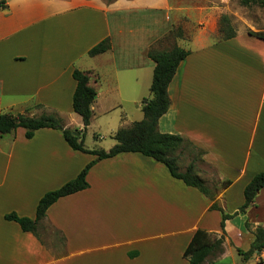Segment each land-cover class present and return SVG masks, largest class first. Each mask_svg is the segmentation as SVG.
Returning <instances> with one entry per match:
<instances>
[{
  "label": "crops",
  "instance_id": "obj_1",
  "mask_svg": "<svg viewBox=\"0 0 264 264\" xmlns=\"http://www.w3.org/2000/svg\"><path fill=\"white\" fill-rule=\"evenodd\" d=\"M1 1L0 113H72V72L78 69L88 73L96 91L92 119L120 111L115 127H129L143 118L142 100L150 98L155 63L148 51L174 45L187 50L168 86L170 105L157 130L181 136L186 146L179 154L189 150L190 162L214 172V202L234 215L224 223L223 253L205 264H264L258 254L245 259L238 252H246L255 229L264 228V219L254 215L264 214V188L240 211L245 186L264 172V39L249 34L264 33V27L248 24L250 30L239 28L233 38H217L218 8L195 11L173 0ZM175 28L181 36L173 40ZM105 38L110 49L89 56ZM4 136L0 264H189L183 251L195 230L222 234L221 213L210 209L212 201L173 178L163 164L123 153L97 161L87 172L88 188L46 210L38 239L4 216L34 218L38 200L96 156L72 150L56 129H39L29 139L23 128ZM225 180L230 184L223 187ZM46 226L59 235L52 247L40 235Z\"/></svg>",
  "mask_w": 264,
  "mask_h": 264
},
{
  "label": "trees",
  "instance_id": "obj_2",
  "mask_svg": "<svg viewBox=\"0 0 264 264\" xmlns=\"http://www.w3.org/2000/svg\"><path fill=\"white\" fill-rule=\"evenodd\" d=\"M3 3L4 1H0V7ZM239 4L243 7L257 5L264 8V0H239ZM219 32L223 34L225 40L235 36V30L231 27L229 19L225 15L220 17ZM174 33L173 30L170 35H174ZM249 34L264 39V33L249 31ZM109 49L110 40L105 38L93 46L88 51V55L96 56L105 53ZM188 54L187 50L177 45L165 50L151 48L148 51V57L155 63V67L149 88L150 98L142 100L143 118L140 121L133 122L129 127L119 128L113 134L116 143L109 150H92L84 146L83 138L93 117L92 104L96 98L95 89L88 84L89 76L87 72L78 69H74L72 72V77L76 82L72 95V111L80 116L83 125L82 130L65 128L62 120L52 114L29 116L10 112L0 113V137L11 134L18 128L25 130V137L28 139L39 129H56L61 131L64 140L72 150L96 156V159L86 164L75 178L53 191L46 192L38 200L34 218L20 217L14 212L6 214L4 218L16 222L23 232L32 233L39 239L37 233L38 223L45 217L46 210L59 198L88 188L86 175L97 161L123 153H138L163 164L173 178L182 181L186 186L196 188L213 202L210 209L218 210L221 213L220 228L222 234L218 236L205 229L198 228L184 249L183 257L188 260L189 264H205L208 260L222 254L224 251V223L234 215L224 213L214 202L215 192L205 184L196 172L194 160L185 167L184 171L180 169L178 151L186 146L184 139L179 135L160 133L157 130L158 120L168 111L170 105L168 86L179 64ZM229 184L230 182L227 180L222 182L223 187ZM262 188H264V172L256 174L245 186L243 190L244 203L240 207V211H244L253 203ZM253 235L254 238L250 248L246 252L238 250L245 259L264 251V228H256Z\"/></svg>",
  "mask_w": 264,
  "mask_h": 264
},
{
  "label": "rangeland",
  "instance_id": "obj_3",
  "mask_svg": "<svg viewBox=\"0 0 264 264\" xmlns=\"http://www.w3.org/2000/svg\"><path fill=\"white\" fill-rule=\"evenodd\" d=\"M89 1H93V0H89ZM96 1H100L101 3L104 4H109L112 3L114 0H96ZM173 2L187 4L191 6L194 5L195 11H197L198 9L197 7L206 6V5L211 6L213 8H218L220 14L217 21L218 31L220 27V17L222 15L228 17L229 24L231 25V27H233L235 31L238 30L239 28L244 29V27L246 28V30H250L251 28L248 26V24L252 25L255 28L264 27V8H260L257 5H253L250 7H243L239 4V0H173ZM174 32H175L174 35H172L173 40L177 36H181V29L175 28ZM217 38H223V34L219 32ZM125 108L127 110H130L133 108V105L126 104ZM119 113L120 111L110 116L97 117L92 119L90 125L87 127V130L84 134V138H83L84 145L89 149L109 148V146H111V144L114 143V140L111 139L110 136L113 132L117 130V127H115L114 115L116 117V115L118 116ZM40 114H52L56 117H59L62 120V122L64 124H68L72 130L83 129L81 118L74 112L69 114H58L53 111L50 112L44 111L42 113H38V115ZM5 136H7V138L11 137L8 135ZM191 157H192V153L189 150H184L183 153L181 152L179 154V158H180L179 166L182 171H184L185 167L190 162ZM195 169L197 173L199 171L202 172L205 176L208 175L210 177L204 180L205 184L209 188H212L215 185V176H214V172L211 169H208L200 165L199 163L196 164ZM259 200H261V198ZM261 213H263V211H261ZM254 215L257 218L261 217L262 219H264V214L258 215V213H255ZM247 226L249 227V223H247ZM40 235L43 241L48 246L51 245L52 247L53 244L56 243L58 244L59 235L52 227L46 226L42 228L40 230ZM257 261L261 262V259L258 258Z\"/></svg>",
  "mask_w": 264,
  "mask_h": 264
},
{
  "label": "built area",
  "instance_id": "obj_4",
  "mask_svg": "<svg viewBox=\"0 0 264 264\" xmlns=\"http://www.w3.org/2000/svg\"><path fill=\"white\" fill-rule=\"evenodd\" d=\"M258 258L261 259V261H262V260H264V255L263 256H261V255L259 256V254H258Z\"/></svg>",
  "mask_w": 264,
  "mask_h": 264
}]
</instances>
